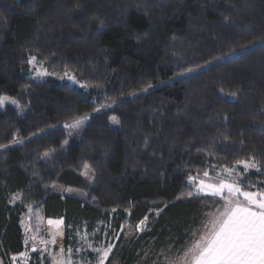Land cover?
<instances>
[{
	"label": "trees",
	"instance_id": "obj_1",
	"mask_svg": "<svg viewBox=\"0 0 264 264\" xmlns=\"http://www.w3.org/2000/svg\"><path fill=\"white\" fill-rule=\"evenodd\" d=\"M32 61L85 87L37 79ZM3 98L17 102L0 106L3 264L25 251L31 208L65 235L57 247L85 230L120 264L179 252L220 205L190 177L254 158L241 181L264 191V0H0ZM85 115L64 149L65 125Z\"/></svg>",
	"mask_w": 264,
	"mask_h": 264
},
{
	"label": "snow or ice",
	"instance_id": "obj_2",
	"mask_svg": "<svg viewBox=\"0 0 264 264\" xmlns=\"http://www.w3.org/2000/svg\"><path fill=\"white\" fill-rule=\"evenodd\" d=\"M187 71L192 72L194 69L189 68ZM221 91L223 92V89ZM11 102L17 103L14 100ZM2 105L3 100H0V106ZM85 119H88L87 115L75 119L73 124H79ZM112 119L114 123H119L115 117ZM3 147L6 145H0V148ZM236 163L243 164L245 171L249 168L259 170L254 158ZM224 171L231 177L236 169L225 168ZM204 175L208 176V172L205 171ZM246 187L251 186H244L239 177L231 180L220 179L208 184L200 180L199 192L218 197L216 203H219L220 207L211 214V219L204 226L203 235L196 239L183 256L169 259L168 264H264V191H249ZM187 195L192 196V193ZM143 224L144 221H141L137 227L142 230ZM112 247L109 244L107 248L97 250L98 264H104ZM70 254L71 249L69 260L66 262L61 258L56 264H71ZM61 255L63 256V249Z\"/></svg>",
	"mask_w": 264,
	"mask_h": 264
},
{
	"label": "rangeland",
	"instance_id": "obj_3",
	"mask_svg": "<svg viewBox=\"0 0 264 264\" xmlns=\"http://www.w3.org/2000/svg\"><path fill=\"white\" fill-rule=\"evenodd\" d=\"M32 66L34 69V76L37 79H47L53 78L59 84H68L70 86H74L77 88H84V84L77 80L72 76H64V77H55L48 73V71L37 64L36 62L32 61ZM4 107L7 104H13L11 101L12 99H2ZM14 105V104H13ZM88 119L82 120L79 124H73V121L67 123L65 128L68 132V139L67 143L63 145V148L66 149L71 143H77L80 141V138L84 134V131L89 123L90 115H87ZM112 126L114 128L119 127V123L116 124L112 120ZM0 150H4L1 148ZM238 167H242L244 169V165L241 164L240 166H236V171L233 173L231 177H228L227 173L223 170L222 173L212 176V175H199L193 176L192 179L189 180V185L194 189L195 193H198L203 196H208L214 199V201H218V197H213L211 195H207L203 192H199V181L203 180L205 184L218 182L220 179H236L239 177L241 180L243 175L239 172ZM253 168H249L245 173L250 171ZM82 174L87 178V180H93V172L92 170L86 166L82 171ZM50 188L56 192L60 193L64 196H71L76 197L79 199H86L87 195L82 190H77L73 188H64L63 186L57 184L56 182H51ZM242 199V197H241ZM219 206L214 207L213 210L207 216L205 224L211 219V214L216 211ZM200 228L198 232L193 236V238L188 242L185 248L179 252H172V251H160L156 254H150L144 257L138 264H168L169 259H176L179 256H183L184 253L195 243L196 239L203 235L204 226ZM140 225V224H139ZM145 223L142 225V229L145 227ZM23 233L25 238V251L17 256H13L11 258L10 264H32L35 261L37 264H56L57 260L63 258L66 262L69 260V249H71V264H98L99 260V253L97 252L98 249L107 248L103 242H96L91 239V237L82 230L81 232L77 233L78 242L77 245L73 248L67 246L66 248L61 245L57 247V235H61L60 241L65 239V235L63 233L56 234L53 233V229L50 231L46 230V225L42 216V211L38 208H31L29 210L28 215L24 218L22 222ZM53 228V227H52ZM137 231H142L140 228H137ZM134 230H126L123 234V242L130 240L134 235ZM33 246H35V251H33ZM113 246V245H112ZM61 249H63V256L61 255ZM114 254V246L110 249L108 257L105 259L104 264H120L117 259H113ZM15 258V259H13ZM0 262L1 259H0ZM3 264V262H2Z\"/></svg>",
	"mask_w": 264,
	"mask_h": 264
}]
</instances>
